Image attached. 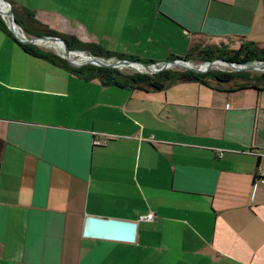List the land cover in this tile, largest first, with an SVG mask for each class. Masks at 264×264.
<instances>
[{"label": "crops", "instance_id": "obj_1", "mask_svg": "<svg viewBox=\"0 0 264 264\" xmlns=\"http://www.w3.org/2000/svg\"><path fill=\"white\" fill-rule=\"evenodd\" d=\"M4 1L141 62L201 39L264 51V0ZM5 36L0 264H264V91L104 86ZM87 217L136 223L134 242L83 237Z\"/></svg>", "mask_w": 264, "mask_h": 264}, {"label": "trees", "instance_id": "obj_2", "mask_svg": "<svg viewBox=\"0 0 264 264\" xmlns=\"http://www.w3.org/2000/svg\"><path fill=\"white\" fill-rule=\"evenodd\" d=\"M11 7L14 20L21 31L28 37H59L62 38L68 49L71 51L90 52L94 57H100L105 60L113 59L115 61L127 59L124 56L114 53H104L96 50L91 45L82 44L73 39L59 36L50 31L45 26L38 23L31 16L26 15L23 18L17 15L14 7ZM0 31L7 35L25 54L40 60L47 61L53 65L64 68L77 77L87 81L97 79L104 86L122 87L128 86L140 91H159L167 86L177 83H199L216 91L226 93L239 92L244 90H253L257 93L264 91V73L259 72H216L209 71L206 74H194L183 70L164 71L151 77L126 76L115 70L99 68L86 65L79 69L70 67L64 60L48 53L35 51L32 47L19 44L7 29L6 24L0 18ZM242 54V57H241ZM225 59L231 63L247 64L249 62H264V51L257 50L253 44L241 45L239 51H225L223 48L213 45L205 50L194 45L184 59L185 61H199L202 63L211 62L215 59ZM171 61V60H170ZM146 64V63H145ZM4 142L0 139V155Z\"/></svg>", "mask_w": 264, "mask_h": 264}, {"label": "water", "instance_id": "obj_3", "mask_svg": "<svg viewBox=\"0 0 264 264\" xmlns=\"http://www.w3.org/2000/svg\"><path fill=\"white\" fill-rule=\"evenodd\" d=\"M4 4L8 5L4 0H0ZM1 19L6 23L7 29L11 33L12 37L21 45H37V42L50 44H61L62 49H60L62 55L60 58L64 60L72 68H80L86 65H93L99 68L107 69H121L132 68L133 66H139L143 69V72L148 75H155L170 67H176L183 71L191 72L194 74H206L211 70L213 65L216 63H221L227 65L233 72H259L264 73V62H249L244 65H233L225 60H213L211 62L205 63L200 67H192L185 60H171L164 62L162 64H145L141 61L133 59H125L111 62H104L102 60L94 58L89 52L83 51H71L68 49L65 41L59 37H30L26 38L19 30L17 26L11 9L8 5L6 12H0ZM71 53H82L86 54L89 61L78 63L71 61L69 55ZM136 223L126 222L113 219H99L93 217H87L84 221L83 237L90 239L108 240L116 242L133 243L135 240Z\"/></svg>", "mask_w": 264, "mask_h": 264}, {"label": "rangeland", "instance_id": "obj_4", "mask_svg": "<svg viewBox=\"0 0 264 264\" xmlns=\"http://www.w3.org/2000/svg\"><path fill=\"white\" fill-rule=\"evenodd\" d=\"M9 7H10V5H9ZM10 9H11V7H10ZM19 30L26 38H30L27 35H25L21 31V29H19ZM0 35H1L2 39H5L6 36L4 34L0 33ZM0 43H1V41H0ZM194 45L198 46L202 50H205L207 47L213 46L214 43H212L210 41H207V40H204V39H201L199 41H196V43ZM217 46L220 47V48H223L227 52L228 51H232V50L233 51H239L241 49L240 45H236L233 42H227V41L218 42ZM30 47H32L37 52L52 54V55H54V56H56L58 58H60V55H61L60 52L58 50H56L55 48H53L50 44L32 45ZM17 53H18V55H23L21 53V51H19V50H18ZM139 54H140V57H139L140 60H142V62H144V63L146 62V64H148V62H153L154 64H162L164 62H167V60H170L169 59L170 56H175L178 59L184 58V56L186 55V51H182L178 55H170L163 48L162 52L159 55L158 54L156 55V54H153V53H148V54L147 53H139ZM147 56H150V58H152V59H149ZM241 57H242V54H241ZM73 59H74L73 61H77L78 60L77 58H73ZM215 60H219V59H215ZM222 60H225V59H222ZM225 61L229 62L228 60H225ZM82 62H78V63H82ZM188 63L192 67H200V66H203L205 64V63H202V62H199V61H194V60H190V61H188ZM229 63H231V62H229ZM231 64H233V65H242V64H239V63H236V62L231 63ZM89 66H93V65H89ZM134 67L142 69L141 67H137V66H134ZM76 69H79V68H76ZM112 70H115L118 73L126 75V76H141V77H144V76L151 77V76H153V75L145 74L143 71L142 72H138V71H136L135 69H132V68H122V69H112ZM175 70H181V69L176 68V67H170V68H168L167 70H164V71H175ZM164 71H162V72H164ZM211 71H216V72H222L223 73V72H229V71H231V69L225 64H224V66H219V65L215 64L211 68Z\"/></svg>", "mask_w": 264, "mask_h": 264}, {"label": "bare ground", "instance_id": "obj_5", "mask_svg": "<svg viewBox=\"0 0 264 264\" xmlns=\"http://www.w3.org/2000/svg\"><path fill=\"white\" fill-rule=\"evenodd\" d=\"M7 9H8V5H6V4H4L3 2L0 1V12L1 13L6 12ZM44 44L45 43L37 42V45H44ZM52 47L55 48L56 50H58L60 52V54L62 55V53L60 51V49H62V45L61 44H53ZM73 58H77L78 59L75 62H82V61L86 62V61H89V58L87 57V55L86 54H82V53H71L69 55V59L71 61H73L74 60ZM216 65L224 66V64H221V63H216ZM137 67H139V66H137ZM122 68H125V67H122ZM132 69H135L138 72H142L143 71V69H139V68H136L134 66L132 67Z\"/></svg>", "mask_w": 264, "mask_h": 264}, {"label": "built area", "instance_id": "obj_6", "mask_svg": "<svg viewBox=\"0 0 264 264\" xmlns=\"http://www.w3.org/2000/svg\"><path fill=\"white\" fill-rule=\"evenodd\" d=\"M226 108H228V106H226ZM100 145H101V140L99 138H95L93 141V146H100ZM256 179L260 183L264 184V172H259L257 174ZM152 219H153V217L151 215H147L146 217L140 218V220H142V221H151Z\"/></svg>", "mask_w": 264, "mask_h": 264}]
</instances>
